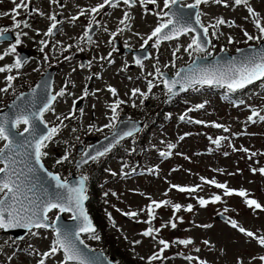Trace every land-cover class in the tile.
I'll list each match as a JSON object with an SVG mask.
<instances>
[{
    "label": "rangeland",
    "instance_id": "374dc122",
    "mask_svg": "<svg viewBox=\"0 0 264 264\" xmlns=\"http://www.w3.org/2000/svg\"><path fill=\"white\" fill-rule=\"evenodd\" d=\"M103 2L104 0H39L36 5L39 17L33 20L40 21V26L31 29V32L26 30L23 33L26 47L30 49L31 63L21 71L14 69L19 72L21 78L33 83L37 79V69L47 63L51 66L46 68L53 67L50 61L55 60L57 54L68 55L60 67L54 66L58 72L60 87L66 85V89L60 90L65 96L59 99L53 112L49 114L50 125L58 127L59 132L47 142V147L43 149L46 155L42 160L50 170H59L66 178L74 173L77 176L89 177L91 198L88 204L91 212L97 213L92 215L99 217L101 241L83 236L87 239L84 240L85 245L93 250L102 251L107 248L110 252L120 251L135 264H149L150 257L156 254H159V258L151 261V264H237L238 260L243 264H261L259 257L264 253V247L255 239L234 229L229 223L234 220L240 227L253 232L256 237L264 236V174L259 171L264 168V123H249L248 110L244 107L235 110L228 108L232 105L220 101L216 93H206L202 96H186L185 93V103H170L169 110L159 118L161 125L155 123V116L149 117L160 113L159 108L168 94L157 75V70L173 75L181 64L202 56L203 52L185 51L191 42V35L168 44H159V47L153 43L149 60L142 64H136L130 55L121 54L119 49L115 48L116 39L121 49H138L145 43L148 35L161 22L156 13L164 10L163 0H157V4L151 7L136 0L129 8L119 4L111 9V12L99 11L95 20L97 31L91 36L92 39L86 41L85 33L88 30L81 26L93 23L90 19L98 12L91 14V9ZM189 2L191 1L181 4ZM226 2L229 7L215 3L200 7L201 22L205 26L214 24L219 18L235 23V26L225 24L212 28L217 44L216 47L212 44V47L207 49L211 55L221 52L219 45H224L222 51L233 53L238 48L258 43L244 38V31L253 36L260 35L253 24L254 18L249 15L247 9L244 6H235L233 0ZM249 5L264 24V0H249ZM7 7L3 1L0 12ZM81 11L83 15L80 14ZM125 13L128 14V19H125ZM53 15L59 16L65 25L52 37L45 33L49 29H46L47 26L53 22L50 19ZM73 17L77 19L73 20ZM115 33L117 35L110 40V36ZM229 37H232V43H229ZM42 41L44 43H41ZM67 48L71 50L69 53H66ZM80 48L83 51H76ZM177 48L179 51L174 57L173 52ZM5 53L6 47L0 46V55L4 54L0 66L13 65V55ZM82 62L84 65H81ZM6 75H11V72L0 73V88L5 86L3 78ZM67 80H73L75 87L77 84V92L85 94L86 103L83 110H76L77 114L81 113L79 119L68 112L67 96L71 82L67 86ZM85 82L87 90L83 87ZM150 82L152 88L149 91ZM109 87L116 90L115 96L105 90ZM136 89L139 91L133 95V90ZM75 92L74 88L73 93ZM9 94L7 93L5 98ZM263 99L264 91L259 89L250 90L241 97L246 106L261 109L262 112ZM117 100L123 101V108L118 107V112L123 113L126 110L131 117L143 122L142 128L151 121L154 122L148 132L122 142L117 149L119 156L123 158L128 154L133 155L131 160L136 162L128 161L129 167L142 165V169H146L151 164L159 163L157 176L129 180L112 177L106 171L117 172L121 164L118 161L119 156H114L111 160H95L84 168L74 170L73 164L81 154L76 151L78 147L85 149L90 139H101L112 133L113 128L106 127L110 124L107 117L111 115V106ZM200 104L204 107L195 111L194 107ZM182 112H185L183 121L179 117ZM192 119L202 123H195ZM187 121L190 123H186ZM215 124L221 127H214ZM225 128L228 130L225 131ZM237 132H241V136H235ZM184 134L188 138H184ZM218 134L223 137L221 147L207 154L205 151L212 149L210 140H216ZM140 136L142 139L138 140ZM181 137L183 139L180 141L178 138ZM170 144L174 145L172 150L170 149L172 159L162 163V156L158 152L165 150ZM141 147H145L147 152ZM65 156L67 159H64ZM211 180L226 184L230 190L246 191V198L255 200L262 208L247 207L244 204L246 198L235 194L222 195L221 191L224 192V189L205 183ZM174 185H190L196 191L180 192ZM2 196L3 194H0V197ZM214 196H219L220 202L209 201ZM161 199L170 201V204L155 209V218L149 225L147 206L152 201L162 202ZM199 199H205L209 203L201 207ZM186 203L193 206V213H184L182 208L177 212L173 211L172 205ZM131 212L138 215H127ZM218 213L225 214L228 222H217L215 216ZM172 223L176 224L175 228L171 227ZM149 227L154 230L158 228L159 231H154L152 237L143 236L142 233ZM9 239L0 237V264H35L40 254L50 251L55 238L50 232L40 230L38 235H31L23 240L25 242L20 245V249H27L25 254L13 253V256L11 248L18 244ZM161 239L169 244L168 254L165 251L159 252L163 249V245L158 243ZM188 239L192 241L191 244L178 243ZM177 246L183 248L184 254L192 259L176 257L169 260L168 255H172ZM59 252L51 255L46 263L62 264L63 255Z\"/></svg>",
    "mask_w": 264,
    "mask_h": 264
},
{
    "label": "snow or ice",
    "instance_id": "6c2138e0",
    "mask_svg": "<svg viewBox=\"0 0 264 264\" xmlns=\"http://www.w3.org/2000/svg\"><path fill=\"white\" fill-rule=\"evenodd\" d=\"M142 5H156L157 0H140ZM182 0H163V9L161 12L157 13L159 20L161 21L158 26L148 35L145 44L148 40H153L155 38V46H159L161 41H170L179 39V37L188 35L189 33H194L191 42L187 45L185 51L193 50L197 53L204 52L206 50L205 43L210 44L211 41L207 40L209 36V27L213 29L218 28L220 25L228 24V26H235L234 22H226L223 18L216 20L214 24L210 26H205L201 22L202 12L200 11L201 5H207L209 3L223 4L224 7H229V4L226 0H194V3L187 4L186 9L195 10L194 17L192 14H186L184 7H181L179 10H173L176 5L181 4ZM30 0H13L14 9L12 12V19L15 22V27L20 28L21 22H16V16L19 14L21 9H27ZM123 3L129 6H133L132 0H123ZM235 6H244L247 9V12L252 16L253 24L256 29L259 31V36L250 35L247 31H244V36L247 41L257 40L260 41L264 39V24L260 22L258 14L254 9L249 5V0H233ZM105 5H111L112 7L116 6V3L113 0H104V2L98 5L96 8L91 9L93 13L103 9ZM83 15V11L80 13ZM50 19L53 21L51 26L45 35H53V30L57 28V22L55 15L51 16ZM73 20L77 17H73ZM125 19H128V14L125 13ZM124 21H121L123 23ZM195 25V26H194ZM24 27H28L27 22H23ZM197 28L201 31L198 32ZM7 29H0V38H6L5 33ZM201 32L203 39L201 38ZM87 35V33H85ZM215 35V32L212 33ZM90 39V37H89ZM232 37H229V43H232ZM41 43H44L43 41ZM21 44L20 34L17 33L15 44L11 45L10 52L15 54V62L13 65L0 66V73L11 72L13 69L19 70L23 63L26 62L19 53H17V46ZM43 51V49H41ZM179 51L177 48L173 52ZM7 55V53H5ZM4 59V55H0V60ZM140 63V61H137ZM181 72H184V76L181 77L180 72L176 73L178 79L167 80L164 79L162 82L165 88L169 93L175 95L173 89H175L177 84H180L181 91L187 90L188 87H195L196 85H208V86H221L226 87L229 92H235L240 89H244L247 86L255 83L256 81H264V50L256 52L252 55H247L239 63H230L227 67H217L215 69L207 68H192L191 66L188 69H181ZM157 75H161L159 70H157ZM15 77L8 75L6 77L8 86L5 88H0V92H7L8 89L12 86V81ZM152 88L151 82L149 83V91ZM108 91L112 93L113 96L116 95V90L114 88H109ZM139 90H133V95L136 94ZM59 95L63 96L64 92L61 91ZM56 100V96H50L48 101L43 105L39 111H31L30 109L18 111L14 117H0V141H6L4 147L0 148V164H3L4 167H0V194H3L0 197V230H9L21 228L30 232L32 235H38V232H33V229H48L52 228L55 233V239L52 243L51 249L48 252H44L41 255L39 264H45V259L51 255L56 254L59 251L63 253L62 264H86V261L82 258L79 249L76 246V240H79L80 233H94L95 229L92 227L91 221L89 220L87 213L84 209V201L87 199L85 195L86 188L85 182L87 181L86 176H82L78 182V186L70 187L67 181L62 182L59 175L48 173V176L51 180L55 181V186L57 189L66 190V195L57 194L55 197L48 198L45 196L41 198L33 194L29 196L28 193L32 192V187L26 182V179H21L23 175V169H17L16 156L21 155L18 149L28 147L31 151L28 153L30 157L34 159L35 164L40 166L41 170H44V165L41 163V159L46 153L43 151L47 147V142L51 141L55 135L58 134L59 128L52 127L48 128L47 123L43 120V114L47 111L53 110L51 105L52 102ZM123 101L117 100L112 106L111 111L115 114L119 105ZM75 104V102H74ZM197 108H203L204 105L200 104L196 106ZM253 116H259L260 120L264 121V116H260L258 112L253 111ZM68 118V117H65ZM115 118V117H113ZM59 119V117H58ZM181 120L185 119V116L180 117ZM251 120L252 117L250 116ZM43 124L47 129L46 134H40L37 131V123ZM195 123H202L201 121H194ZM25 125L22 132H19L20 137H24L23 140L15 141L11 129H17L20 125ZM112 124L106 125V127H112ZM214 127H221V125L215 124ZM225 131L228 129L225 128ZM27 133V136H25ZM124 135L131 136L132 131L124 133ZM183 139V137H181ZM211 139V138H210ZM223 137L218 138L213 141V143L219 145L220 140ZM170 149L174 145L168 146ZM246 151V150H245ZM87 156L88 154L85 153ZM104 155V152H98L95 156H91L92 160H96L98 156ZM162 157L169 155L167 152H161ZM253 155H255L253 153ZM67 159V156L64 157ZM60 161H58L59 163ZM82 163H87V160H83ZM29 173L33 172L34 169L25 165ZM255 171V170H254ZM259 171L264 174V168L259 169ZM205 183H210L217 188L224 189V195H237L240 197L246 198L248 193L244 190H230L226 184H219L215 180L205 181ZM177 187V186H173ZM180 192H192L196 191L195 188H184L178 187ZM219 196H214L212 202L219 201ZM245 204L248 207H255L261 209L262 206L253 199H245ZM209 201L205 199H199V204L203 207ZM170 201H152L147 206V223L151 225L152 220L155 218V209L160 208L161 206L169 205ZM173 211L177 212L181 209V205L175 204L172 205ZM57 210L58 213L71 212L73 214L72 218L79 222V228L77 230H64L55 227V222L49 223V213ZM191 211V205L186 209ZM129 216H137L138 213L131 212L127 213ZM59 219V215L56 216V220ZM231 226L234 229H238L239 232L243 233L249 238H253L257 243L264 247V236L256 237L253 232L247 231L245 228L240 227L236 221H231ZM172 228L176 227L175 223L171 224ZM154 230L152 227H149L146 231L142 233L145 237H152ZM97 238L98 237H94ZM82 244L83 241L81 240ZM138 243V242H137ZM160 245H163V249H167L169 244L165 240L161 239L158 241ZM178 243L183 245L191 244L192 241L180 240ZM207 243V242H205ZM162 249V251H163ZM199 251V249H197ZM159 258V254L153 255L149 259V264L151 261H154ZM188 259H192L189 257ZM261 261H264V256L259 257ZM237 264H243L242 261H237Z\"/></svg>",
    "mask_w": 264,
    "mask_h": 264
},
{
    "label": "water",
    "instance_id": "95a60500",
    "mask_svg": "<svg viewBox=\"0 0 264 264\" xmlns=\"http://www.w3.org/2000/svg\"><path fill=\"white\" fill-rule=\"evenodd\" d=\"M175 7L177 9L174 8L173 9L174 11L175 10H179L178 5H176ZM187 11H190L188 14H192L193 17H194L195 10L187 9ZM198 30L199 29L197 28V31ZM201 38H202V33H201ZM137 57L140 58L139 56H137ZM217 61H218V58H215V59L208 58L206 60H203L202 59V60H199V61H195L191 65V67L192 68H207L210 65H212L213 63L217 64L218 63ZM205 63H207V64H205ZM189 67L184 68V69L186 70ZM179 72H180L181 77H183L184 76V72H181V70ZM52 76H53V72L47 73L44 77H42L40 79V81L38 83L39 86H38L37 90H34V91L26 94L27 96L25 94L19 96L18 97L19 99L18 98L15 99L13 101L14 103L12 102L7 109H5L4 111H2L0 113V116L1 117H14V115L18 111L27 110V109H30L31 111H39L43 107V105L48 101V99L50 97ZM176 79H178L177 76H176ZM167 80H169V78H167ZM169 81H171V79ZM177 86H180V84H177L176 87H175V89H173V91L175 92V94H177L179 92H182L181 91V88L180 87H177ZM31 93H36V94L31 95ZM29 94L31 95L30 100H29L30 103L27 105V108H24V105H23V102L22 101H23L24 98H28L30 96ZM35 97H36V100H35ZM36 123H37V131H38V133H40V134H46V131H47L46 128L42 124H39L38 121ZM121 126L122 125H120L117 129H115L114 135L112 136L113 137L112 140H114L118 136H121V134H122ZM14 130L15 129H11V131L13 133V137L12 138L15 141L23 140L24 137H20L18 134H15L14 135V133H15ZM137 130H138V127H136V129L133 128V130H131L132 131V134L135 133ZM25 136H27V133L25 134ZM99 143H98L99 145L97 144L95 146H92V147H90L85 152L88 155L86 156L84 154L85 156H83L82 159H80L79 161H77L76 167H80L82 164H85V163H82L83 160H87V162L90 161L91 160V158H90L91 156H95L98 152H104L108 148V146H109V145H106L107 140H101V141H99ZM18 151L21 153V155H18V156L15 157L16 160L18 161V163H17V169L18 170L23 169V175L21 176V179H26V182L33 189L32 192H29L28 193L29 196H32L33 194H35L37 196H40L41 198H44L45 196H47L48 198H50V196H52V195H53L52 197H55L58 193L61 194V195H66L67 194L66 193V190H64V189H57L56 188L55 181H53V180L50 179V177L48 176V173L49 172L47 170L46 171L41 170L40 169V166L37 165V164H35L34 159L28 155V153L31 151L30 148L24 147V148L18 149ZM21 160H23V162H21ZM26 164L27 165L29 164L28 166L29 167H32L34 169V171L31 172V173H24L26 171V169H27L25 167ZM0 175H2V174H0ZM79 180H80V178H72L71 181L79 182ZM69 182L70 181H68V183ZM34 188H35V190H34ZM216 218L217 219H220V220H223V219L225 220V218L222 217V216H220V215H217ZM75 222H77V223H75ZM59 223H62V225H61L62 231H64V230H77L79 228V222L77 220H72L71 222H68V221H64L62 218H60L59 219ZM9 230L10 231H8V230L5 231L4 230V233L10 232V233L13 234V236L16 239H21L26 234V232H27V230L21 229V228L9 229ZM79 243H80V241L79 240H76V246H77L78 249L79 248L81 249V250L79 249V251H80V254H81L82 258L86 261V264H96V263L97 264H110L106 260V258L104 257V255L101 254V253L93 252V254H97V256H95L92 260H90V253H91V251L89 249H86L83 244H81V243L79 244Z\"/></svg>",
    "mask_w": 264,
    "mask_h": 264
},
{
    "label": "flooded vegetation",
    "instance_id": "af4514ba",
    "mask_svg": "<svg viewBox=\"0 0 264 264\" xmlns=\"http://www.w3.org/2000/svg\"><path fill=\"white\" fill-rule=\"evenodd\" d=\"M3 1L5 4L8 5V7L4 8L3 12H0V29H7V32L5 34H8V36L5 42L0 44V46L8 47V50L10 51L11 45L15 44L16 35L17 33H19L21 44L17 46L16 51L26 50L28 48L26 47V41L23 36V33L26 30L31 32V29H37L38 26H40V21L33 20L35 17H38V15L35 13V5L38 0H30V3L28 4V8L26 10L21 9L19 11V14L16 16V22H21L20 28L15 27V22L12 19V12L14 9L13 0H0V6L1 4H3ZM17 2H19V0H17ZM25 21L27 22L28 27L23 26V22ZM59 24L60 23H57V25ZM12 55H14L13 58L15 59V54L12 53ZM29 61H27V63ZM41 74H42V71L39 70L37 74V78H39Z\"/></svg>",
    "mask_w": 264,
    "mask_h": 264
}]
</instances>
